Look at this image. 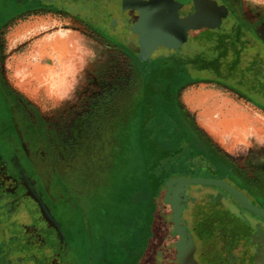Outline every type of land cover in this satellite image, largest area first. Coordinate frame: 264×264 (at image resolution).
<instances>
[{
    "label": "rangeland",
    "instance_id": "obj_1",
    "mask_svg": "<svg viewBox=\"0 0 264 264\" xmlns=\"http://www.w3.org/2000/svg\"><path fill=\"white\" fill-rule=\"evenodd\" d=\"M223 1L232 7L235 20L264 41V0ZM256 1L262 8H252ZM111 3L118 2L101 0L100 4L110 7ZM70 4L74 5L66 7ZM108 15L97 12L94 19L85 20L61 9L27 6L18 8L0 29V90L23 136L41 190L10 205L3 185L0 216L5 225L0 226V235H5L0 237V264H180L167 242L174 209L164 202V180L193 173L204 178V164H169L166 151L152 150L154 144L142 137L144 77L136 54L127 47L131 38H124L115 16ZM99 19L102 23L97 25ZM199 32L190 33L176 54L178 60L198 55L193 38ZM143 52L140 49L137 56L145 58ZM159 53L154 54V64ZM195 75L199 79L177 92L183 124L194 141L225 167L228 180L247 190L243 194L264 209V156L247 145V138L228 134L243 124L242 134L251 130L247 133L255 139L251 143L260 146L264 109L207 75ZM215 104L235 111L237 118L226 114L222 120L218 117L222 112L208 115ZM158 112L152 108L154 117ZM213 121L219 125L221 140L209 136L220 135L211 133ZM171 127L170 121L164 122L154 129V137L163 143ZM154 155V165L148 164ZM212 190L223 198L229 214L244 215L254 228L251 251L246 248L248 241L238 239L232 242L231 256L242 264H264V220L216 187L192 185L187 193L193 192L202 202ZM39 200L59 229L45 218ZM203 205L212 204L206 199ZM202 207L197 205V210ZM194 211L186 217L190 219ZM221 218L216 222L225 221ZM63 228L71 247L65 246ZM194 255L196 262H203L200 253Z\"/></svg>",
    "mask_w": 264,
    "mask_h": 264
},
{
    "label": "flooded vegetation",
    "instance_id": "obj_2",
    "mask_svg": "<svg viewBox=\"0 0 264 264\" xmlns=\"http://www.w3.org/2000/svg\"><path fill=\"white\" fill-rule=\"evenodd\" d=\"M33 1H42V4L44 7H34L33 6ZM110 2V0H107ZM113 1V0H111ZM118 3L117 4H109L110 7L106 6L103 7L101 6V0H85L84 2V7L89 8L88 12V19H85L80 16H76L79 18H83L85 20H92L94 19L93 17L96 16L97 12H100L102 15L109 16L108 12H111V16L115 19V21L118 23L119 26H121V33L123 37L125 38H131L132 43L130 45H127L129 50H131L133 53L136 54V57L138 58L139 66H140V71L143 74V77L149 73V69L155 70L156 64H159L162 60L166 59L173 54H177V51H169L167 49H164L162 47H155L153 48L152 52L150 53V56L147 57L146 59L141 58L140 56H137V53L140 50V47L143 45L144 48L148 51L150 49L149 44H144L142 43V39H140L139 34L141 33V30L137 28L136 24L141 16L140 14V9L143 8L144 4L147 3L149 0H132L131 2H124L125 0H116ZM181 3H183V7L180 10V16L187 17L191 16L193 17L196 14V9H195V1L196 0H177ZM218 2L219 5H225L229 9V16L227 19L223 20L222 28L218 30H223V31H228L231 28H234L236 26V20L234 19V16L232 15V7L228 5L223 0H215ZM67 0H21L18 2V0H0V29L1 27L5 24L4 21L11 19L13 13L16 12L18 8H25L27 6H31L34 8H48V9H61L63 11H68L71 14L75 12V5L70 4L68 7L64 8ZM113 9L114 11H109L110 9ZM106 11V12H105ZM113 12V13H112ZM74 15V14H73ZM75 16V15H74ZM230 20L233 22L230 24ZM101 20H96L95 23L98 25ZM102 23V22H101ZM192 30H190V33ZM200 31L199 33H201ZM190 33H189V38H190ZM126 42V41H125ZM124 42V43H125ZM126 45V44H125ZM160 51V53L157 55L156 63L154 64L153 62V57L156 52ZM155 65V66H154ZM2 96L0 94V196L2 195L3 192V185H5L4 188V194L6 197H8L10 205L22 202L23 200H26L32 196V193H34V190L38 188L37 191H41L39 189V186L37 185L38 179L36 172L33 171L32 164L29 163V158H28V153L26 149V145L24 144V139L21 133L19 132V129L16 128L14 122L11 119V116L9 115L8 112V105L6 100L4 101L3 99L1 100ZM145 102L143 105V110L142 114H145L147 117H150L148 120V130L145 132V138H147L149 143H153L155 145L154 151H161L164 152V148L166 147L164 143H172L178 141L180 143V149L181 152L187 156L190 157L187 159V164L191 165H198V161L201 162L199 165L204 164V167L201 169L202 173H204L206 176L204 178H209V179H217L221 181H225L229 184H231L235 189L239 190L240 192H246L244 188L240 190L241 188L238 189L232 181L228 180V175L226 172L223 170L222 165L220 164L219 160L215 158V156L210 155L209 153H206L204 148L200 146L199 148H195V144H193V137L191 135V132L187 129L185 124H183L182 117L180 116L178 106H177V101L176 105H172L173 109L170 110V113H173L172 115L175 117L180 118V124H178L174 129H179L178 133L175 131L174 133H169V136L163 139L162 141H158L154 137V129H156L155 125L162 122L159 120L158 113L153 115L152 113V108L155 107L154 103L149 104L147 102V105L145 106ZM170 114V116H172ZM153 124V127H152ZM152 127V128H151ZM178 127V128H177ZM24 142V143H23ZM152 145V146H154ZM197 155L198 157H194ZM183 156V155H182ZM194 157V158H192ZM207 168V170L205 169ZM193 168V167H192ZM193 171V170H192ZM178 178V177H176ZM174 178V179H176ZM188 178H200V177H195L194 173L191 175V177ZM172 180V179H171ZM169 181V180H168ZM167 181V182H168ZM165 185V184H164ZM192 185H190L186 191V203H185V208L183 210V213L181 214V218L187 221L188 228L191 231L194 238V224L196 223L195 221L198 219L199 215V209L197 210V205L200 204L198 200L192 195H188V190ZM211 187V186H210ZM220 189V188H218ZM8 190H10V193L8 194ZM222 190V189H220ZM213 192L209 194L207 197L208 203H214L216 204L215 207L211 205L210 211H209V216L212 218L213 222L210 226L209 229H214L216 227L220 226V221L216 222L217 219H221L222 215H227L223 211L221 213V217L215 216L218 215L219 212H216L219 210L220 205L222 204L220 195L217 193V191L212 190ZM224 191V190H222ZM226 195H228L233 201L232 196H230L226 191H224ZM39 193V192H38ZM43 194V193H41ZM43 199H45V202L47 203V200L45 198V195L43 194ZM220 198V199H219ZM219 199V200H218ZM194 202L193 206H191V203ZM206 201V200H205ZM166 205H169L171 209H173L172 204L170 202L164 201ZM250 202L252 203L253 200L250 199ZM238 203V202H237ZM255 202H253V205ZM7 204V203H6ZM239 204V203H238ZM257 206V205H256ZM2 207V206H1ZM259 207V206H258ZM196 208V211H194L192 217L188 219L189 217L186 215L189 214L190 210H194ZM218 209V210H217ZM222 209V208H221ZM220 209V210H221ZM223 210V209H222ZM0 213H1V208H0ZM5 217V216H3ZM0 220H3V218L0 216ZM233 217L231 216V219ZM191 220V221H190ZM225 224L223 223V226ZM168 226H170L171 231L174 229V223L173 220L171 219L168 222ZM63 233L65 237H67V240L65 242V246L71 247V244L68 240V236L65 233V229L63 228ZM196 248L198 251V247L196 244ZM197 253V252H196ZM196 257V256H195Z\"/></svg>",
    "mask_w": 264,
    "mask_h": 264
},
{
    "label": "trees",
    "instance_id": "obj_3",
    "mask_svg": "<svg viewBox=\"0 0 264 264\" xmlns=\"http://www.w3.org/2000/svg\"><path fill=\"white\" fill-rule=\"evenodd\" d=\"M232 22L233 21L230 20L229 26ZM192 31H202L193 38L194 43L198 46L197 48H199L198 55L181 61L180 59L178 60L174 53L173 56H169L159 64H156L155 70L150 71L151 69H149V73L144 76L143 96L144 102L146 103L145 106L147 102L149 104L154 103V106L159 110L156 116L162 121L156 124L155 127L162 128L164 122L170 121L172 124L171 133L175 131L178 133L179 129L175 130L174 128L180 124V118L174 117L172 115L173 113H170V110L173 109L172 105H176L178 89L190 81L199 79L195 73L207 75L209 80L232 88L264 109V41L259 38L247 24L239 20H236V26L229 29L227 32L218 29L212 30L206 27L194 29ZM0 94L2 96L1 90ZM2 99L4 100L3 96L1 100ZM8 112L15 124L11 109L8 108ZM170 114L172 116H170ZM149 119L150 117H147L145 114L140 117L141 134L146 140L145 132L149 129V123L147 124ZM171 142L172 143L165 144V161L175 165L181 163L187 164V159L190 157L185 156L181 152L180 143L178 141ZM192 142L195 144V148L200 147L194 140ZM152 150H154V148ZM194 157L197 158L198 156L195 155ZM155 158V155L149 158V162L147 163L154 165L152 164V160ZM222 168L226 172L225 167L222 166ZM169 179L170 177H166L164 184ZM218 212L220 213L221 211L218 210ZM205 213L204 211H200L198 219L194 224L195 231L199 236L198 239L201 248L206 247L205 244L208 242L207 239L209 238L208 234L205 233L207 230L205 229V231H203L204 225L203 221H201V217L204 216ZM205 217L209 218V215L207 214ZM228 220L230 219L228 218ZM0 221V226L3 227L2 224L5 225V223L4 221L2 222V220ZM212 222V218H209L208 223L212 224ZM221 223L219 227L213 230L216 237H219L221 242L225 243V240H227V233H234L235 230L238 231L239 229H244V231H240V237L243 235L249 236V228H240L238 225L239 229L234 226V230L231 231L225 228L227 227L226 225L223 226V222ZM47 233L52 234L51 230H47ZM251 234V237L256 239V236L253 235V231ZM4 235L5 233L1 232L0 237ZM238 237V235L235 236L233 241L240 239ZM212 241L214 243L216 241L218 242L217 239ZM233 241H231L230 244H232ZM257 242L259 243V240H257ZM230 244L228 246H231ZM261 246L262 243L259 247ZM24 251L25 250H22V252ZM236 260V258L231 256V253L224 257L221 253L216 254L213 259L215 264L221 261L233 264Z\"/></svg>",
    "mask_w": 264,
    "mask_h": 264
},
{
    "label": "water",
    "instance_id": "obj_4",
    "mask_svg": "<svg viewBox=\"0 0 264 264\" xmlns=\"http://www.w3.org/2000/svg\"><path fill=\"white\" fill-rule=\"evenodd\" d=\"M20 1L18 0V2ZM71 2L75 5L73 14L88 19L89 8L84 7L85 0H67L64 8ZM33 6L44 7L42 1H33ZM182 7L183 3L177 0H149L143 8H139L141 16L136 24L137 28L141 30L139 37L142 39V43L149 44L151 47L148 51L143 45L140 47L141 50H144L143 53L147 54L144 59L150 56L156 46L178 52L188 42L190 30L204 27L212 30L221 29L223 20L229 16V9L225 5H219L215 0H196V14L193 17L182 18L180 16ZM190 185L220 188L232 196L244 210L264 220V209L253 205L248 197L225 181L182 176L169 180L166 183L165 191H163V197L166 202L172 204L174 209L172 218L174 229L167 242L171 244V249L175 250V258L180 261V264H198L194 255L197 248L192 233L187 222L180 217L185 208L187 200L185 194ZM7 192L9 194L10 190ZM32 196L34 197V193ZM39 202L50 225L55 224L53 227L59 229L60 225L52 217L47 206L41 200ZM58 233L60 234L59 231ZM60 236L64 238L63 235L60 234Z\"/></svg>",
    "mask_w": 264,
    "mask_h": 264
},
{
    "label": "crops",
    "instance_id": "obj_5",
    "mask_svg": "<svg viewBox=\"0 0 264 264\" xmlns=\"http://www.w3.org/2000/svg\"><path fill=\"white\" fill-rule=\"evenodd\" d=\"M252 8H262V7H260L259 6V4H258V1H256L255 2V4H254V6L252 7ZM258 19H260V17L258 16ZM71 40V42L72 43H74L73 41V38H71L70 39ZM66 60V59H65ZM64 60V61H65ZM68 60V59H67ZM62 67H64V69L66 68V64L64 65V66H62ZM64 71V70H63ZM219 112H222L223 114H219L218 115V117H221V119L223 120V118H224V116L227 114V115H231L232 117L231 118H233V119H236L237 118V115H236V113H235V111H229V110H227V109H225V107L224 106H219L218 104H215L214 105V107H212L211 109H209V112L207 113L208 115H211L212 117H214L217 113H219ZM228 112V113H227ZM217 117V118H218ZM232 119V120H233ZM240 121H241V123L243 122L242 120L243 119H239ZM218 121H219V119L217 120V122L216 123H218ZM220 124V123H219ZM225 124V123H224ZM234 124V123H233ZM215 125V121H213V123H212V134H215V133H219L220 131H219V125L217 124V126H214ZM243 124H240L239 125V129L237 130V129H235V128H232L231 130H232V132L231 131H229L230 133H232V134H230V133H228L229 134V136L230 135H232V137H234L235 135H239V136H242V137H244L245 139L247 138V140H248V142H246L247 143V145L248 146H250V148L252 147L254 150H256L255 151V153H257V154H260V155H262V156H264V136H262V139L263 140H261V144H260V146H261V148L262 149H259L258 148V146H255V142L254 143H251V142H253L255 139H254V137H253V135H249V134H247V133H249V131H251V130H248L247 131V133H245V134H242V131L243 130H246L245 129V127L244 126H242ZM216 130H218V131H216ZM234 130H235V133H234ZM220 135H217V136H214V135H209L211 138H213V139H215V137H216V140H219V137H221V133H219ZM231 137V136H230ZM221 139H223L222 137L220 138V140ZM231 142H232V139H231ZM225 143V142H224ZM207 199V198H206ZM206 199H203V201L202 202H200V204H201V206H203L202 208H204V210H200V211H204V212H206L205 213V215H207V214H209V211L211 210L210 209V207L208 208V206H205V205H203V202L206 200ZM209 199V198H208ZM220 199V198H219ZM218 199V200H219ZM250 200V199H249ZM221 201H222V204L220 205V208H219V211H221L218 215H221V213H222V211L226 214L227 213V215H222L223 216V218L225 219V221L223 220V221H221V222H223V223H225V225L227 226V227H225L226 229H230L231 231H233L234 230V226H236V228L237 229H239V227H238V225L240 226V228L241 227H245V228H249V236H246V235H243V236H241L240 237V231H244V229H239L238 231L237 230H235L234 231V233H227L226 234V236H227V241H226V243H224V242H221L220 241V239H219V237H216V235H215V233H214V229H209L210 228V226H211V224L210 223H208V220H209V218H211L210 216H209V218L208 217H205V215L204 216H202L201 217V221H203V231H205V229L207 230L205 233H207L208 234V239H210V240H208L207 239V243L205 244V248L203 247V248H201V244H200V242H199V236H198V234H197V232L196 231H194V238H195V241H196V243H197V247H198V251H197V249H196V252L197 253H200V256H202V257H204V260H203V262H201V261H199V260H197V263L198 264H215V262L213 261V259L215 258V256H216V254H220L221 253V255L223 254V257L224 256H227L229 253H231L232 252V250L234 249V246L235 245H232V244H230L229 242L230 241H233L235 238V236H239L238 238H240V240H242V239H244V240H248L249 241V246L248 247H246L247 249H249V251H251V242H252V240H253V238L251 237L252 236V231H253V233H254V228L251 226V224L250 223H248L247 221L249 220V219H247L244 215H242V216H239V214L238 215H234V214H229V211L226 209V208H223L224 207V202H223V198H221ZM212 205H213V207H215L216 206V204H214V203H212ZM223 210H222V209ZM221 209V210H220ZM218 210V209H217ZM199 211V212H200ZM218 212V211H217ZM250 213V212H249ZM218 215H215V216H218ZM231 216L233 217L232 219H231ZM219 217V216H218ZM228 218L230 219V220H228ZM222 219V218H221ZM196 222V221H195ZM232 223V224H234V226L232 227V229H231V227H229V223ZM242 225V226H241ZM202 229V228H201ZM194 230H195V227H194ZM210 231V232H209ZM227 231V230H226ZM191 232V231H190ZM193 236V235H192ZM245 236V237H244ZM215 239H217L218 240V242L216 243H214L212 240H215ZM194 240V239H193ZM194 241V242H195ZM228 242V243H227ZM234 243L236 242V241H233ZM231 245V246H228V245ZM200 247V248H199ZM257 255H256V252L254 253V255H253V258H255V260H257ZM230 258H232V257H230ZM233 258H235L234 256H233ZM237 259V258H236ZM218 264H231V263H228V262H219ZM233 264H242V262L240 263V262H238L237 260L233 263ZM245 264H246V262H245ZM252 264V263H251Z\"/></svg>",
    "mask_w": 264,
    "mask_h": 264
},
{
    "label": "bare ground",
    "instance_id": "obj_6",
    "mask_svg": "<svg viewBox=\"0 0 264 264\" xmlns=\"http://www.w3.org/2000/svg\"><path fill=\"white\" fill-rule=\"evenodd\" d=\"M258 147H260V146H258Z\"/></svg>",
    "mask_w": 264,
    "mask_h": 264
}]
</instances>
